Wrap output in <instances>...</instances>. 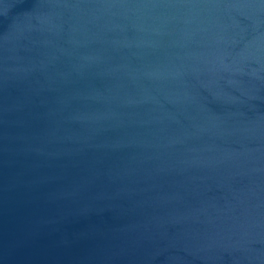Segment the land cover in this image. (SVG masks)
Segmentation results:
<instances>
[{
	"label": "water",
	"instance_id": "obj_1",
	"mask_svg": "<svg viewBox=\"0 0 264 264\" xmlns=\"http://www.w3.org/2000/svg\"><path fill=\"white\" fill-rule=\"evenodd\" d=\"M0 264H264V0H0Z\"/></svg>",
	"mask_w": 264,
	"mask_h": 264
}]
</instances>
